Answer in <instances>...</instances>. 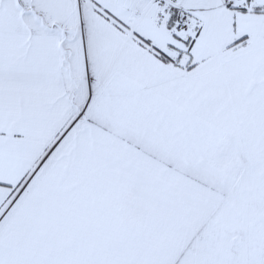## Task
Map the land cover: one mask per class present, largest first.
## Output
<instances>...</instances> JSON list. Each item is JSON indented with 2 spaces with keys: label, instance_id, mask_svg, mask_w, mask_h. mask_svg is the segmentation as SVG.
<instances>
[{
  "label": "snow or ice",
  "instance_id": "6c2138e0",
  "mask_svg": "<svg viewBox=\"0 0 264 264\" xmlns=\"http://www.w3.org/2000/svg\"><path fill=\"white\" fill-rule=\"evenodd\" d=\"M0 264H264V0H0Z\"/></svg>",
  "mask_w": 264,
  "mask_h": 264
}]
</instances>
